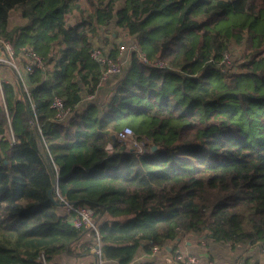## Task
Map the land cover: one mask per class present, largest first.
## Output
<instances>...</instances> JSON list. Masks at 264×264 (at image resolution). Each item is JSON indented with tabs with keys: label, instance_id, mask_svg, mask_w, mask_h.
Here are the masks:
<instances>
[{
	"label": "trees",
	"instance_id": "16d2710c",
	"mask_svg": "<svg viewBox=\"0 0 264 264\" xmlns=\"http://www.w3.org/2000/svg\"><path fill=\"white\" fill-rule=\"evenodd\" d=\"M112 22L167 65L135 50L100 84L93 36ZM0 37L21 70L28 50L47 65L22 76L0 65L11 74L0 95V264L92 253L95 233L74 225L68 204L95 209L103 259L116 264L186 231L264 241V0H0ZM105 42L116 60L125 41ZM233 43L245 53L232 72L222 59ZM105 86L104 101L90 98ZM126 126L159 147L112 143Z\"/></svg>",
	"mask_w": 264,
	"mask_h": 264
},
{
	"label": "built area",
	"instance_id": "2783aa9c",
	"mask_svg": "<svg viewBox=\"0 0 264 264\" xmlns=\"http://www.w3.org/2000/svg\"><path fill=\"white\" fill-rule=\"evenodd\" d=\"M135 50L140 53L143 60L147 63L153 64L155 66L167 65V62H165L161 58L150 59L144 52L140 50V46L137 41L131 40L129 42L121 43L119 55L116 60L109 57L107 53L104 52L101 46H95L92 50V56L93 58L100 61L104 65V69L102 71V75L100 79V84L111 74H120L123 71L126 61L128 60V58H130L131 52ZM26 55L29 58L24 68L26 72L33 71L35 66L46 68L47 65L43 57L40 54H38L35 50H28ZM229 62H231V53L230 51H225L224 57L222 59V63L228 64ZM2 63L11 65L20 74V76H22L23 69L21 70L20 64L15 57V50L12 43L9 40L0 37V65ZM3 79L4 78L0 73L1 91H3L2 88ZM53 106L56 107V109L58 110L57 116L60 119L65 118L70 112L68 108H65L64 101L60 97H57L55 99V101L53 102ZM116 136L118 140L124 141L132 145L137 154H141L145 152L147 148L151 149V146L149 145L150 142L149 139L146 136L140 138L138 134L131 127L126 126L122 128L117 132ZM11 137L14 140V135L12 133V130H11ZM111 146L112 145L109 144L108 147ZM67 210L73 212L71 219L75 226L86 227L88 230L93 231L95 233L94 242L91 245V250L94 254L95 259L89 264H102L104 259H103V252L100 247L101 236H100L99 224L94 218L95 209L86 205L73 206L71 204H68ZM258 245L260 249L264 251V241L260 242ZM160 248L161 247L159 246H154L152 248L154 254H157L160 251ZM42 257L44 259V264H48L47 260L45 259V256L42 255ZM176 259L180 264H198L199 262V258L197 256L192 254H183L181 253L180 250H178L176 253ZM236 264H240V261H237Z\"/></svg>",
	"mask_w": 264,
	"mask_h": 264
},
{
	"label": "crops",
	"instance_id": "0c3cea01",
	"mask_svg": "<svg viewBox=\"0 0 264 264\" xmlns=\"http://www.w3.org/2000/svg\"><path fill=\"white\" fill-rule=\"evenodd\" d=\"M2 75L6 78L10 77V71L2 67ZM24 69V68H23ZM3 91L0 89V95L3 97ZM103 95V88L101 90ZM91 233L86 231L82 238L77 242V246L90 240ZM171 247L170 249L167 247ZM180 250L183 254H192L199 258L198 264H264V251L259 245H251L248 243H238L232 246L227 241H216L207 239L204 232L186 231L173 240H169L167 245L160 248L157 254L153 249L147 252L141 248L130 264H140L144 260H155L157 264H180L176 259V253ZM92 252V250H91ZM93 252L85 255H74L63 252L54 258L57 264H89L94 261ZM116 261L104 260L102 264H116Z\"/></svg>",
	"mask_w": 264,
	"mask_h": 264
},
{
	"label": "rangeland",
	"instance_id": "374dc122",
	"mask_svg": "<svg viewBox=\"0 0 264 264\" xmlns=\"http://www.w3.org/2000/svg\"><path fill=\"white\" fill-rule=\"evenodd\" d=\"M11 19L13 21H17L19 19V15L17 11H14L11 14ZM73 21H74V18H72L71 22ZM105 39H108V42L117 43L121 41L128 42L132 38L124 34V32L119 27L116 26L115 22H112L111 24L105 27H102L99 33L93 36V40L96 46H105V47L110 46V43L106 44ZM229 51L231 53V61H232L230 65L232 66V68H230L229 71H232V72L237 71L238 63L244 61L243 54L245 53V47L242 44L233 43L230 46ZM11 72L14 73L13 71ZM112 82L114 83L115 80H113ZM101 90L102 88L96 94H93L91 98H97L101 102L104 101V99L107 97V92L109 88L107 86L103 88V95L102 93H100Z\"/></svg>",
	"mask_w": 264,
	"mask_h": 264
},
{
	"label": "water",
	"instance_id": "95a60500",
	"mask_svg": "<svg viewBox=\"0 0 264 264\" xmlns=\"http://www.w3.org/2000/svg\"><path fill=\"white\" fill-rule=\"evenodd\" d=\"M68 24H70V22H69ZM116 140H117V136H116V135H113L111 142L114 143V142H116ZM158 147H159L158 145L153 144V145L151 146V151H155ZM54 189H55V187H52V188L50 189V192H49V193H50V197H51L52 199H54ZM167 247H168L169 249L171 248V247H169V246H167Z\"/></svg>",
	"mask_w": 264,
	"mask_h": 264
}]
</instances>
